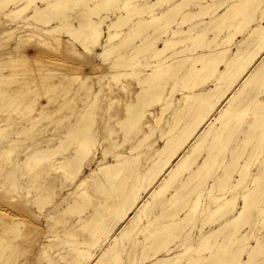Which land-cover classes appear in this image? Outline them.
<instances>
[{"label": "bare ground", "instance_id": "1", "mask_svg": "<svg viewBox=\"0 0 264 264\" xmlns=\"http://www.w3.org/2000/svg\"><path fill=\"white\" fill-rule=\"evenodd\" d=\"M3 11L0 41L17 38L0 53V187L11 194L21 169L39 203L55 186L73 201L69 221L44 215L46 264H264V164L250 170L264 150V0H0ZM103 27L106 67L68 59L79 55L64 34L89 51ZM95 149L106 165L83 178ZM13 198L0 197V264L38 231ZM200 221L215 226L195 234Z\"/></svg>", "mask_w": 264, "mask_h": 264}, {"label": "rangeland", "instance_id": "2", "mask_svg": "<svg viewBox=\"0 0 264 264\" xmlns=\"http://www.w3.org/2000/svg\"><path fill=\"white\" fill-rule=\"evenodd\" d=\"M149 1H154V0H149ZM251 11H252V13H251ZM254 13H255L254 9H251L249 12V15L251 17L253 15H254V17H258L257 16L258 14L257 13L254 14ZM4 14H5L4 11L0 13V19H1L0 23H2L3 21H6V19L8 18ZM28 14H32V7L28 8L23 13L22 16L25 17ZM22 16H21V18H17L16 21L18 22L19 20H22V18H23ZM145 16H147V15H145ZM251 17H249V18H251ZM16 21L13 22V24H15ZM31 21L34 22L33 20H31ZM254 23H255V21L253 20L252 24H254ZM1 28H2V26H0V30H1ZM107 37H108V35L106 33V30H104V27H103L102 35L100 37L99 43L97 45L91 47L89 49V51H85V49H83L77 43L72 41V39H70V36H68L67 34H64L62 36V39L64 41V45L72 48L73 51L79 55L76 57L75 56H69V58H68L69 60H72L75 63H78L79 65H84L86 67H92L94 65L106 67L105 64L107 65V63L103 62V58H102L101 54L103 51V45L106 43ZM16 38H17V34L11 36V38H9L5 41L2 40L3 41L2 44H1L2 41H0V53H2L6 49V47H8L12 44H15ZM238 39H239V37H237V39H235L233 41L234 46L237 45ZM28 43L30 45H32L33 41L31 40ZM30 45H28V46H30ZM32 49L29 48L27 50V52L29 54L32 51L30 53V55L35 56L34 50H32ZM133 80L134 79H132V80L128 79L129 83L131 82V84H133V82L135 81V80L134 81ZM28 96L32 98V95H28ZM181 97H182L181 95L178 96V98H181ZM46 102H47L46 98L41 97V98H39V100L37 102V106L44 104ZM47 122L48 121H44V124H47ZM29 141L24 140L23 143L26 145H29V143H28ZM160 144H161V142H159V139H158L156 145L160 146ZM20 149H21V147L19 149H17L16 153H14L13 155L14 156L17 155ZM55 159L56 158H54V160ZM105 161H107V160H105L103 158L101 149H95L91 153V155L88 157V159L85 161V165H84L83 172H82L83 178L90 179L93 174H95L99 171L98 168H101V167L106 165ZM22 162L23 161H21V163ZM262 164H264V150L262 151L258 160L255 162V165L253 164L250 167L251 172L252 173L256 172L258 167L261 166ZM21 172H22L21 169L16 170V174H15L16 182L14 185V189L11 191V194L9 192H8L9 194H6L5 193L6 189L3 187H0V197L8 200L10 195L14 196V198L12 199L13 200L12 203L15 205H18V206H22V207L25 206L27 208V214L31 218H33L35 223L38 225V231H37V233L33 234V241L31 243L21 246V249H20L21 254L17 257L14 264H46L44 259L42 258L43 247L37 242V240H39V239L45 240V238L43 237V231H45L48 228V223H47L44 215L50 211L51 214H57L58 219L69 221L71 219L70 215L73 212H69V211H67V209H68L69 205L73 204V201L67 195L69 192V188L66 187L64 189H61L58 186H55L50 191V194L46 198L47 200L44 201V204L39 203V201L37 199L38 193H37L36 188H35L36 182H31L28 177L22 176ZM234 175L237 176V173H235ZM206 200L209 201V199H205L204 203H208V201H206ZM239 202H241V201H239ZM42 206H43V208H41ZM201 222L202 221H200L197 224V227L194 230L195 234H197V233L200 234L202 227L205 228L204 229V231H205V230H208L211 227L215 226V224H207L208 225L207 226V225H204L203 222H202L203 224ZM243 229L247 230L248 232H251L255 228L245 226ZM255 230H257V229H255ZM253 234H254V232H253ZM259 234L260 235L263 234V230L261 232H259ZM251 236H252V234H251ZM50 238H53V237H50ZM253 239L251 238L250 239L251 241L249 240L250 244H255V240H253ZM177 242H180V240H178ZM44 245H45V243H43V246ZM137 253H138V251H137ZM135 264H137V262H135Z\"/></svg>", "mask_w": 264, "mask_h": 264}]
</instances>
